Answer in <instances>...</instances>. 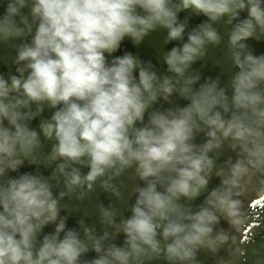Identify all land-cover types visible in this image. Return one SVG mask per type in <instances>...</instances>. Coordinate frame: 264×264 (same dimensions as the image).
Listing matches in <instances>:
<instances>
[{"label":"clouds","instance_id":"obj_1","mask_svg":"<svg viewBox=\"0 0 264 264\" xmlns=\"http://www.w3.org/2000/svg\"><path fill=\"white\" fill-rule=\"evenodd\" d=\"M221 22L235 69L223 86L192 67ZM157 30L172 44L163 72L122 49ZM250 39H264V0H0V45L16 42L0 73V264H199L201 249L240 264L249 204H264V53ZM129 170L127 216L100 203V230L67 225L62 201L97 187L119 200ZM252 254L264 264V244Z\"/></svg>","mask_w":264,"mask_h":264},{"label":"water","instance_id":"obj_2","mask_svg":"<svg viewBox=\"0 0 264 264\" xmlns=\"http://www.w3.org/2000/svg\"><path fill=\"white\" fill-rule=\"evenodd\" d=\"M244 15L243 13L241 14ZM188 17V26L192 27L197 23L204 21L203 16H194L190 15L187 12L180 13V18L183 19ZM218 31L221 35V44L217 46L209 45L206 56L196 63L193 64V69L201 73V78L203 80L204 77H220L221 84L227 85L230 81V77L232 72L235 69L232 67L231 62L225 57V44L227 41V31L228 28L226 25L221 22L217 25ZM165 37L164 30H157L150 33L148 36L140 44H148L143 49L135 48L131 42L125 39L122 42V49H127L131 51L134 55L139 56L143 59L151 60L153 64L156 66L158 72H163L165 70V65L161 59V53L167 48L172 46L171 43L165 45L163 43ZM16 42H11L6 45H0V73H4L5 75L10 74L14 71L13 66V58L15 55L14 44ZM251 46L253 52L255 54L264 53V39L255 40L250 39L248 41ZM119 54V53H117ZM230 95V89H229ZM179 104L183 105L184 101H178ZM48 112L45 111L44 115H47ZM37 121H33V126H35ZM197 141H201L203 139L202 135L198 136ZM233 156L227 147L222 148L215 156L217 165L223 163L224 160ZM31 170V166H26L22 168L21 171ZM45 174L50 171L49 169H42ZM121 181L124 185L122 188V195L119 200L112 197L109 193L102 191L99 187L90 194V196L84 201H75L74 199H65L62 201L63 204H66L67 210L63 211L62 214L67 216V225L70 227H76L77 221L83 218L85 223L90 226H95L98 230L101 229V225L99 223L98 214L96 211V206L100 203L108 205L112 203L118 210L117 220L121 216H127L129 214V206L133 202L134 196L131 193V188L136 183L134 177L129 170L121 177ZM219 183L218 178L214 175L209 180L208 189L217 186ZM203 199V194L192 201L193 206L198 205ZM250 208H254V216L249 224L248 228L241 236V241L247 239L248 235V243L242 244V247L245 250L244 256L240 260V264H253L255 257L252 254V250L258 248L260 245L264 244V204L256 203L249 204ZM219 227L224 228L225 230H229V226L226 221L221 218L219 222ZM52 226L49 225L43 231H51ZM123 241V235L117 236L115 242L117 244H121ZM226 255L225 251L221 249L215 256L207 250L201 249L197 253V260L199 264H217L218 257ZM94 256L93 252H89L87 254L88 258ZM152 264H165V262L161 260L153 261Z\"/></svg>","mask_w":264,"mask_h":264}]
</instances>
